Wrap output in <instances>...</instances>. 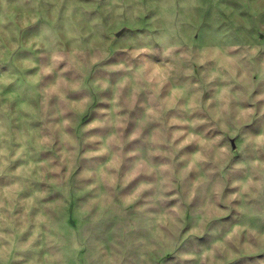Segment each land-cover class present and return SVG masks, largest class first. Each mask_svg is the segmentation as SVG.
Here are the masks:
<instances>
[{
  "label": "rangeland",
  "instance_id": "rangeland-1",
  "mask_svg": "<svg viewBox=\"0 0 264 264\" xmlns=\"http://www.w3.org/2000/svg\"><path fill=\"white\" fill-rule=\"evenodd\" d=\"M0 264H264V0H0Z\"/></svg>",
  "mask_w": 264,
  "mask_h": 264
},
{
  "label": "water",
  "instance_id": "water-1",
  "mask_svg": "<svg viewBox=\"0 0 264 264\" xmlns=\"http://www.w3.org/2000/svg\"><path fill=\"white\" fill-rule=\"evenodd\" d=\"M121 32H122V31H119V32H118V35H119Z\"/></svg>",
  "mask_w": 264,
  "mask_h": 264
}]
</instances>
